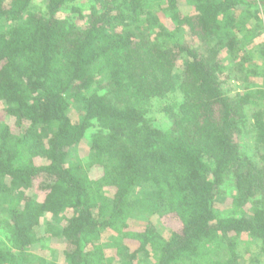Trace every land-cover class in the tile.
<instances>
[{
	"label": "trees",
	"instance_id": "trees-1",
	"mask_svg": "<svg viewBox=\"0 0 264 264\" xmlns=\"http://www.w3.org/2000/svg\"><path fill=\"white\" fill-rule=\"evenodd\" d=\"M75 1L0 0V264H58L30 251L47 214L66 264H244V237L264 255V88L244 52L264 0H92L82 25L59 16Z\"/></svg>",
	"mask_w": 264,
	"mask_h": 264
},
{
	"label": "rangeland",
	"instance_id": "rangeland-1",
	"mask_svg": "<svg viewBox=\"0 0 264 264\" xmlns=\"http://www.w3.org/2000/svg\"><path fill=\"white\" fill-rule=\"evenodd\" d=\"M47 0H34V5L39 6L40 8L44 9ZM74 7L77 9V13L71 12L72 8ZM180 6L183 12H188L192 9V2L190 0H181ZM93 7L92 0H76L73 5L69 7V9L64 10L59 14L61 17H68L70 16L71 19L77 21L78 24H84L85 18L80 15L86 16L90 13ZM259 20L254 21L251 20L250 23L255 29V32L250 35L249 38H246L244 41V52L249 54L251 60L248 61V65L253 66L256 70V74L251 77L252 85L254 87H261L264 88V53L262 52V47L264 45V6L261 8L259 13ZM165 20V19H164ZM186 41H191L192 38L190 35L186 34L185 37ZM188 61L186 56H182L178 62V65L175 69V79L179 83L181 78V72L183 66ZM241 84L233 79H228L226 83V87L232 91H239L241 88ZM176 98H181V94L177 93L175 95ZM165 103V100H155L152 107L150 108V115L153 118V122L161 126L163 128H167L170 125V121L168 116L163 112L161 109L162 105ZM4 106L0 103V112L3 110ZM250 113V111H249ZM1 116V115H0ZM75 117V116H74ZM7 119V118H6ZM10 123L13 124L12 119L8 118ZM254 131L252 130V125L250 124L249 127L245 130L242 135V144L248 149H252L254 143ZM78 153L81 157L85 160L90 158L91 154V145L89 138H84L78 145H77ZM233 187L230 184H226L222 190V194L218 196L216 201V208L221 214H227L230 209L231 199ZM27 193H30L27 190ZM51 219V215L47 214L43 219L41 224L36 228V240L33 242L32 247L30 249L33 255H37L38 257H43L48 262H55L58 264H66L65 260V250L67 248V242L62 238H53L48 240L45 237V228H46V220ZM151 220L162 226L165 222V218L161 217L160 215H154L151 217ZM63 221H60V225ZM58 223V224H59ZM147 220L145 218H136L130 221V226L133 229H142L146 226ZM171 225V224H170ZM167 226V225H166ZM165 227V226H163ZM169 227V226H168ZM165 231V235H168V228H163ZM111 232H107L103 235L102 242L107 243L109 242V237L111 236ZM132 243V242H131ZM134 246L135 244H131ZM135 247V246H134ZM239 250L243 254L244 257V264H264V255L260 252L259 244L254 241L252 238L244 237V240L239 245ZM108 256H113L116 260H121L122 255H116V249L114 248H106Z\"/></svg>",
	"mask_w": 264,
	"mask_h": 264
}]
</instances>
